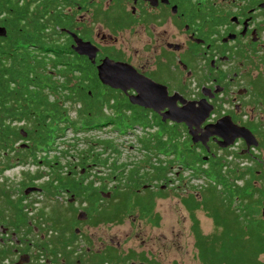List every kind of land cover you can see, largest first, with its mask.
Listing matches in <instances>:
<instances>
[{"label":"flooded vegetation","instance_id":"1","mask_svg":"<svg viewBox=\"0 0 264 264\" xmlns=\"http://www.w3.org/2000/svg\"><path fill=\"white\" fill-rule=\"evenodd\" d=\"M228 1L229 5L238 2L234 13L220 10L215 0H0V196L5 193V173L20 167L21 176L29 179L15 183L19 189L24 187L21 196L0 199V264H115L114 226L127 214L117 215L116 210L131 179L141 178L143 183L130 190L133 194L128 192L130 201L149 190L153 206L154 197L161 196L173 180L183 182V171L204 176L208 184L203 191L209 194L213 180L205 173L219 162L223 171L236 169L242 176L237 181L240 186L251 172L257 179L253 186L261 183L257 200L264 197L259 191L264 187V158L261 161L256 155L264 149V127L261 121L258 125L253 121V113L264 110V69L254 71L260 61L264 66V0ZM80 43L94 49V58L80 53ZM104 60L124 63L159 86L146 83L142 92L146 105L155 97L157 104H164L155 111L132 103L130 98L137 95L133 89L123 92L97 78L96 129L113 125L122 133L115 124L127 126L125 132L145 129L140 144L146 153V169H126L127 164L109 161L116 153L109 141L97 143L106 148L101 153L92 151L96 160L83 155H69L66 160L53 147L65 130L82 131L76 128L83 125L82 96L76 93L81 101L75 98L67 108L65 92L78 83L83 87L85 61L97 77L96 68ZM37 74H49L53 81L36 78ZM162 87L165 95L158 92L155 96L153 90L163 91ZM107 89L117 93L111 96ZM37 102L40 106L45 102L44 108L36 107ZM250 103L253 107L247 110ZM55 109L63 110L60 118ZM205 109L207 116L193 127L194 138L211 132L204 143L194 142L183 122L165 117L169 113L194 119ZM41 115L55 130L63 126L66 115L76 123L53 134L42 146L36 142L37 132L30 133ZM220 120L247 129L257 145L247 146L244 139L236 138L222 147L223 139L208 129ZM164 126L172 132L165 134ZM163 155L178 156L173 178L168 175L176 162L164 160ZM229 157L241 170L238 164L228 166ZM84 161H92L85 164L87 168H97L98 173L105 168L107 174L93 173L89 177L96 180H83ZM34 167L43 171L35 172ZM155 183H160L157 193L153 192ZM44 193L54 195L47 206L44 202L39 207L43 200L31 197ZM28 199L29 204L20 209ZM132 209L150 216L140 206ZM254 217L262 222L258 231L264 230V198L256 205ZM101 226L110 229L104 233L109 237L106 245L90 232Z\"/></svg>","mask_w":264,"mask_h":264},{"label":"rangeland","instance_id":"2","mask_svg":"<svg viewBox=\"0 0 264 264\" xmlns=\"http://www.w3.org/2000/svg\"><path fill=\"white\" fill-rule=\"evenodd\" d=\"M215 1L217 5L220 6V10L228 11L230 13H234L236 11L235 6L238 5L237 1H235L234 5H229L228 0ZM263 37L264 36H262V38ZM263 40L264 38L262 41ZM262 63L263 62L260 61L258 69H254L255 73L264 69ZM246 107L245 108L248 110L253 107V104L250 103ZM260 112L253 113V121H255L257 125L261 121L262 125L260 124V126L264 127V110H261ZM70 116L73 117L74 113L72 112ZM247 119L248 117L246 120ZM250 121H252V119ZM93 124L96 125L94 122ZM144 133L145 129L142 131L140 128H129L125 134L116 132L113 125L100 127L98 129H83L79 133H73L70 130H65L62 138L56 140L53 147L57 150H61L67 160L69 155L78 158V155L84 156L87 154V151L101 153L100 149L103 147L106 148V145H97V143L109 141L111 142L110 149H116V153L111 154L109 161H112L115 164H127L126 169L131 167L146 169L144 167V155L146 153L142 151L140 144ZM107 152L108 151L104 152L102 156H105ZM256 155L260 156L262 161L264 158V149H258ZM173 158L176 164L173 165L172 172L168 175L170 178H173L174 173L178 171L177 167L179 166V159L178 156L175 155H163L164 160H171ZM229 160H231V163ZM227 161L229 167H235L238 164L236 162L233 163L230 157ZM239 162L242 163L241 160H239ZM85 164L86 162H84V165ZM91 164L92 161H88L86 165ZM86 165L82 167L85 169L84 176L82 178L83 180H88L89 182L96 180V177H89V175L93 173L95 175L101 173L107 174L105 168H100V173H98L97 168H87ZM238 168L241 170L239 164ZM32 170L35 172H42L43 168L34 167ZM22 172L23 171H21L20 167H16L7 174L5 173V180L3 179L5 183L2 187V191L5 193H2L3 195L0 196V199L4 201L5 198L10 196L11 198H17L19 195L21 196L23 194L24 187L19 189L15 185V183L17 184L19 182H29L28 178L21 176ZM180 176L183 177L182 183L180 179H175L172 181V184H169V186L166 187L167 189H163V191H161V196L154 197L152 206L153 209L150 216L141 215L137 209H131L127 212L122 222L115 224V264H202L198 258L197 249L194 246V238L191 232V213L185 208L182 201L189 193L196 194V198L201 200L200 194H206L203 190L208 184L206 183L207 179L198 173L192 174V172L188 171H183ZM248 180L251 182L252 188H254L253 191L255 190L253 199L256 200L258 199L257 188L261 186V183L257 181L255 182L256 185L253 186V182L257 180L253 177V175H249V177L245 179L246 182ZM97 182L98 181H96V183ZM185 183L187 187L184 186ZM159 184L160 183H155L153 186V192H158ZM217 190H219L218 187ZM259 191L260 193H263L264 187H261ZM53 195L54 194L48 193H44L42 196L34 194L31 198H34V201L38 202L43 200L39 206L42 207L44 202L45 206H47L49 197ZM263 198L259 200V205L261 204ZM29 202V199L26 202H21L19 208L22 209L23 206L29 204ZM236 204V207L238 208L239 206L240 208L242 202L240 203L238 200ZM35 208H38V205H35ZM194 216L198 220L199 227L203 235H210L215 232L216 229L213 221L207 215L204 208L200 207L198 210L194 211ZM109 230L108 226H101L96 229H91L90 232L98 235L99 240H102L103 238L102 242L106 245L109 237L104 236V233L107 234ZM94 249L96 248L94 247ZM258 260L261 264H264V253L259 255Z\"/></svg>","mask_w":264,"mask_h":264},{"label":"trees","instance_id":"3","mask_svg":"<svg viewBox=\"0 0 264 264\" xmlns=\"http://www.w3.org/2000/svg\"><path fill=\"white\" fill-rule=\"evenodd\" d=\"M88 65L89 63L85 61L83 87L79 88L78 83L75 84L72 89L65 92L67 108H71L75 98L76 102L81 101L77 98L76 93H80L82 96L81 102L83 107L81 116L83 118V125L76 127L79 130L96 128L95 124H93V113L96 103L95 99L99 93L100 87L97 81L98 76L96 77L95 73L90 70ZM36 78L43 80L47 78L53 81L52 76H49V74H37ZM262 83L264 84V81ZM52 90L55 91V88L52 87ZM74 91L75 93L73 94ZM107 91L111 96L117 93L110 89H107ZM44 106L45 102H42L41 106L38 102L36 103V107L38 108L42 109ZM62 111V109H55L57 113L56 117L60 118ZM62 115L64 116V114ZM41 117L42 118L31 128L30 133L33 134L34 131L37 132L36 135L39 137V140L36 142L42 146L47 145L52 140L53 134L59 133L76 123L66 115V119L62 122L63 126L55 130L51 127L52 123H45V117H43V115H41ZM115 125L122 133L125 132L123 130H125L127 126ZM138 127H141V124H139ZM163 132L169 134L172 132V128L164 126ZM86 157L97 159L92 151H87V154L84 155V159H86ZM131 174L133 175L135 172L133 171ZM205 174L213 180L209 194L201 195V200H198L190 194L182 201L185 208L191 213V232L200 262L202 264H261L258 257L264 253V230L260 228V231H258V226L261 225L262 222H258L254 217L256 205L259 201L253 199L254 191L251 182L249 180L247 182L245 181L244 186H240L237 181L242 176L236 169L231 168L223 171L219 168V162L212 164L211 171ZM247 175L252 176V173L248 172ZM131 180L132 183L128 185V192L133 194L130 190L138 188V185L143 183V180L141 178H137L136 181L133 179ZM218 185L221 186L219 190H217ZM128 192L122 195L123 202L117 205V215L129 212L134 206H140L144 208L148 214H151L152 201L149 190H146L143 197L135 195L132 201L129 199L130 196H128ZM238 200L240 203L242 202L240 208L239 206L238 208L236 207V202ZM200 207L204 208L215 226V232L210 235H203L198 220L194 216V211L198 210ZM120 221L121 220H119V222Z\"/></svg>","mask_w":264,"mask_h":264},{"label":"water","instance_id":"4","mask_svg":"<svg viewBox=\"0 0 264 264\" xmlns=\"http://www.w3.org/2000/svg\"><path fill=\"white\" fill-rule=\"evenodd\" d=\"M88 46H89L88 43H80L78 50L80 51V53H83L91 60L92 58H94L95 52L94 49L91 51ZM96 69H97L98 79L103 85H107L114 89H119L123 92H125L129 88L133 89L137 95L130 98L132 103L150 106L155 111L164 108V104L156 103L155 101L156 97L149 105L145 104L147 99L146 98L144 99V97H142L143 87L146 86V83L148 86L151 87H157L158 85L138 75L133 70L132 67L120 62H112L109 60H104L97 66ZM153 91L155 92V96L156 93L158 92H162L165 95L164 88L163 91L158 89ZM205 110L202 113L201 112L196 113L193 116L194 119H189L188 115H182V114L177 115V114H169V113H167L165 117L171 119L176 123L183 122L185 126L188 128L189 133L192 135L193 141L196 142L198 140H201L204 143L205 142L204 140L207 138V135H211V132H208L206 134L203 133L200 138L196 137L197 138L196 139L194 138L195 130L193 129V127L196 129L200 125V123L204 120V118L207 116L208 109L206 111ZM208 129H214L218 134L217 136H220L223 139V141L221 142L222 147H228L233 143V141L236 138L244 139L247 146L257 145V142L255 141V139H253L252 135L247 129L232 125L229 121L224 122L223 120H220L215 124H211L210 126H208ZM29 192L30 190H27L25 193L28 194ZM130 264H135V263H130ZM137 264H145V263H137Z\"/></svg>","mask_w":264,"mask_h":264},{"label":"bare ground","instance_id":"5","mask_svg":"<svg viewBox=\"0 0 264 264\" xmlns=\"http://www.w3.org/2000/svg\"><path fill=\"white\" fill-rule=\"evenodd\" d=\"M96 126V125H95ZM96 129V128H95Z\"/></svg>","mask_w":264,"mask_h":264}]
</instances>
